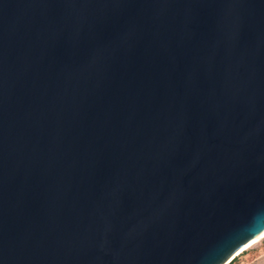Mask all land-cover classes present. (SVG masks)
I'll use <instances>...</instances> for the list:
<instances>
[{
	"label": "water",
	"instance_id": "95a60500",
	"mask_svg": "<svg viewBox=\"0 0 264 264\" xmlns=\"http://www.w3.org/2000/svg\"><path fill=\"white\" fill-rule=\"evenodd\" d=\"M264 208V0H0V264H216Z\"/></svg>",
	"mask_w": 264,
	"mask_h": 264
},
{
	"label": "clouds",
	"instance_id": "9594fccd",
	"mask_svg": "<svg viewBox=\"0 0 264 264\" xmlns=\"http://www.w3.org/2000/svg\"><path fill=\"white\" fill-rule=\"evenodd\" d=\"M249 247L256 249L254 254H247ZM216 264H264V208L256 209L242 226L226 235Z\"/></svg>",
	"mask_w": 264,
	"mask_h": 264
},
{
	"label": "rangeland",
	"instance_id": "374dc122",
	"mask_svg": "<svg viewBox=\"0 0 264 264\" xmlns=\"http://www.w3.org/2000/svg\"><path fill=\"white\" fill-rule=\"evenodd\" d=\"M255 251H256L255 248H253V247H249V248H248V251H247V254H248V255H252V254L255 253Z\"/></svg>",
	"mask_w": 264,
	"mask_h": 264
}]
</instances>
